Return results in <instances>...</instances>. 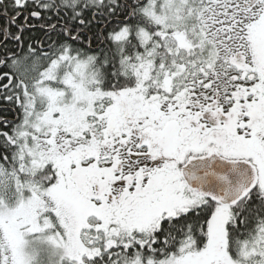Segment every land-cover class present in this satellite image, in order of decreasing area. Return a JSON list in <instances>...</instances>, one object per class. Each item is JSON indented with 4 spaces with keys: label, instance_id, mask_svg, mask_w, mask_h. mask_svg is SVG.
<instances>
[{
    "label": "snow or ice",
    "instance_id": "snow-or-ice-1",
    "mask_svg": "<svg viewBox=\"0 0 264 264\" xmlns=\"http://www.w3.org/2000/svg\"><path fill=\"white\" fill-rule=\"evenodd\" d=\"M0 264H264V0H0Z\"/></svg>",
    "mask_w": 264,
    "mask_h": 264
}]
</instances>
